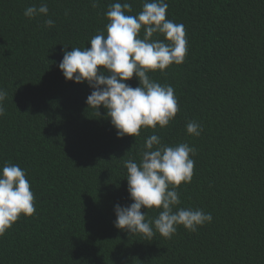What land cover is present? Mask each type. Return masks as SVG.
<instances>
[{
    "label": "trees",
    "instance_id": "16d2710c",
    "mask_svg": "<svg viewBox=\"0 0 264 264\" xmlns=\"http://www.w3.org/2000/svg\"><path fill=\"white\" fill-rule=\"evenodd\" d=\"M116 2L142 11V0H0V167L26 171L36 207L0 236V264H264V0H166L188 52L148 75L174 88L180 110L137 137H118L105 109L86 104L93 89L58 67L64 51L106 34ZM42 3L47 16L25 17ZM126 83L139 86L135 75ZM192 121L199 136L187 133ZM152 134L196 149L191 182L177 188L179 207L213 217L195 232L180 225L169 239L153 225L148 239L114 226V206L133 203L124 161L139 163ZM141 211L154 220L160 209Z\"/></svg>",
    "mask_w": 264,
    "mask_h": 264
},
{
    "label": "clouds",
    "instance_id": "9594fccd",
    "mask_svg": "<svg viewBox=\"0 0 264 264\" xmlns=\"http://www.w3.org/2000/svg\"><path fill=\"white\" fill-rule=\"evenodd\" d=\"M98 2L91 0L92 7H97ZM167 9L166 0H142V11L137 15L128 14L132 12L128 2L109 5L105 13L109 20L106 34L101 31L94 35L89 41L90 47L64 51L58 65L67 81L87 82L93 89L86 104L98 117L101 106L105 109L118 137H137L142 127L164 128L180 110L174 88L148 75L150 71L163 72L172 64L180 65L187 56L185 26L167 19ZM48 13L46 3L28 6L24 11L25 17L30 19ZM54 24L51 18L45 20L47 27ZM157 34L163 35L164 40L154 39ZM134 75L139 81L135 88L126 83ZM7 96V91L0 88V116L5 114ZM186 130L190 135L199 136L203 128L192 121L187 123ZM195 154L196 149L187 143L168 146L157 134L147 137L139 163L132 159L124 161L133 203L114 206V226L131 235L140 233L151 239L155 235L154 225L155 231L170 239L177 226L195 232L199 226L210 223L211 213L179 207L177 188L182 182H191L195 164L191 156ZM34 202L26 171L5 162L0 167V236L21 215L31 217L36 212ZM152 208L160 209L159 215L154 220H146L147 212L141 210Z\"/></svg>",
    "mask_w": 264,
    "mask_h": 264
}]
</instances>
